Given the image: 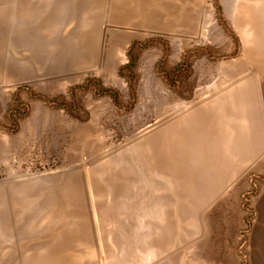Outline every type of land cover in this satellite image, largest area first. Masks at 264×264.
<instances>
[{"label": "rangeland", "instance_id": "374dc122", "mask_svg": "<svg viewBox=\"0 0 264 264\" xmlns=\"http://www.w3.org/2000/svg\"><path fill=\"white\" fill-rule=\"evenodd\" d=\"M236 2L251 10L257 4L80 0L70 33L50 34L55 39L45 50L25 39L10 43L8 69L0 67V264H45L60 241L54 264H264V146L237 178L240 191L230 193L227 208L199 212L212 196L210 174L203 191L199 177L189 178L193 215L179 217L191 223L160 224L169 220L165 208L144 209L145 179L154 175L142 161L144 141L218 91L258 78L250 83L264 135V33L248 24L240 33L230 7ZM134 43L141 49L133 85L120 69ZM97 83L119 99L99 94ZM111 169H129L131 196L106 191L98 205L95 181L109 190L104 177ZM76 175L84 192L67 200ZM213 185L215 191L220 184ZM150 192L159 195V186ZM85 219L93 245L76 230Z\"/></svg>", "mask_w": 264, "mask_h": 264}, {"label": "crops", "instance_id": "0c3cea01", "mask_svg": "<svg viewBox=\"0 0 264 264\" xmlns=\"http://www.w3.org/2000/svg\"><path fill=\"white\" fill-rule=\"evenodd\" d=\"M79 1L80 0H0V50H3L2 53L0 52V67H2V73L6 72L8 69L7 50L10 48V43L22 42L25 39V41L27 40L30 42L31 46L38 43L39 48L45 50L49 46L48 42H52L55 39L54 36L51 37L50 34L56 32L59 34H69L71 31V12L72 10L76 11L79 9ZM254 1L257 4L252 10L249 7H243L239 2L230 4L231 9L233 10L234 8L236 11V14L232 15V18L240 33H242V26L244 24L255 26L257 33L259 31H263L262 33H264V0ZM133 15L137 14L133 13ZM11 16H13L14 19H10ZM142 16L149 17L150 13H143ZM58 17L61 18L59 19ZM61 22L62 25H60ZM24 33L30 35L24 36ZM257 33L256 36H258ZM61 39L64 41V36H62ZM258 42L259 41L256 40L254 45L256 49L260 48ZM42 56L45 57L46 52H43ZM252 78L251 80L258 79ZM251 80L243 78V82L239 84L237 88L218 91L216 95H213V99L206 100L204 103L193 107L191 110L179 116L183 118L195 109L202 107L194 112L210 109L215 119L218 121L222 120L224 125V129H222L221 132H217L219 139L216 137L218 141H221L220 137L222 138V154L220 157L219 155L214 157L211 164L212 185L209 183V186H211V190L215 193L212 192V196L202 205L199 212L214 207L215 204H217V208H227L229 202H231L230 193H238L240 191V185H236L235 182L238 177L246 174L247 162L263 151V122L261 120L262 117L258 113L259 106L255 97L256 95L254 94L253 84L250 83ZM252 102L253 106L251 109L254 113L248 115L247 106L252 104ZM179 117L173 122L178 120ZM168 127L161 132H166ZM155 174H157L158 178H156ZM165 175L166 174L163 175L154 171L153 177L149 174V177L145 179L144 192L146 195L144 200L147 201V205L144 204L145 214H147V211L150 214L152 208L153 211H157L162 207L167 210L163 215L169 220H160L158 223H191L190 219L189 221H184L174 212L178 205L175 192H179L180 190L179 176L177 177L174 174L170 175L169 173L167 174L168 176ZM215 176H217V179ZM154 179L159 183H164V185L162 187L159 186L160 196L154 195L153 193V197H151L150 186H154L152 183ZM215 180H217L220 185L214 191L213 182ZM209 188L210 187H208V189ZM147 194H149V196ZM156 197L159 198L158 202H156ZM173 198L176 200H173ZM157 216L160 217V213H158Z\"/></svg>", "mask_w": 264, "mask_h": 264}, {"label": "bare ground", "instance_id": "6f19581e", "mask_svg": "<svg viewBox=\"0 0 264 264\" xmlns=\"http://www.w3.org/2000/svg\"><path fill=\"white\" fill-rule=\"evenodd\" d=\"M223 126L222 120H216L213 112L210 109H206L194 113L192 119L189 121L183 118L176 120L172 129L169 131L160 132L144 141L142 152V161H144V167H147L151 172L155 171L156 173L163 175H167L168 173L170 175L174 174L180 178L178 179L180 190L179 192L174 191L175 196H177L176 198L178 199V205L176 207L178 216L185 214L187 215L188 213H190L191 216L193 215V202L188 197V188L190 185L189 178L192 176L195 178L199 177L198 183H200V189L202 191L207 186L209 175L211 174L210 170L212 159L217 157V155L220 156L222 154V138L220 137L221 141H218L216 140V137L219 139L217 132H221V130L224 129ZM182 138H184V140H182ZM102 168H98L97 171H101ZM126 171H123L121 174H115L111 169V172L106 174L107 176L104 177V180L106 181L107 185L110 184L109 190H105L95 179V189L98 198L96 202L98 205L99 203L101 204L106 191L111 195L112 198L117 196H131L130 185L133 183V177L128 172L129 169L127 172ZM204 176L206 177L204 178ZM152 183L154 184V187H162L164 185V183H159L155 181V179L152 180ZM83 185L84 180L81 176L76 175L70 178L67 183V200L69 199L74 201L75 199L80 198L84 192L81 190ZM144 191L145 190H143L145 196L146 193ZM173 200L176 199L173 198ZM158 201L159 198L156 197V202ZM146 202L147 201H144L145 205H147ZM90 222V219L82 220L80 222L79 228L76 229L82 237L81 241L85 245H93L91 238L93 228ZM59 243L57 246L51 248V252L45 258V264H48L49 262L53 264L57 262L59 263V257L61 256L62 251L59 250L61 249V245H59Z\"/></svg>", "mask_w": 264, "mask_h": 264}, {"label": "trees", "instance_id": "16d2710c", "mask_svg": "<svg viewBox=\"0 0 264 264\" xmlns=\"http://www.w3.org/2000/svg\"><path fill=\"white\" fill-rule=\"evenodd\" d=\"M141 49V45L139 43H134L130 46L128 52H127V56L129 58V61L128 63L122 67L120 69V74L122 76H125L126 74H131V78H133V74L136 70V66H137V63H138V57H137V50H140ZM131 81V80H129ZM133 81V82H132ZM132 84L134 85V78L132 80ZM97 85L98 87V93L101 94V95H106V96H109L110 98H112L114 101L118 100L119 99V94L117 93V91L115 90H112L110 88H107V87H103L101 86L100 84H95ZM133 88V86H131ZM17 100H15L16 102ZM16 106V105H15Z\"/></svg>", "mask_w": 264, "mask_h": 264}, {"label": "water", "instance_id": "95a60500", "mask_svg": "<svg viewBox=\"0 0 264 264\" xmlns=\"http://www.w3.org/2000/svg\"><path fill=\"white\" fill-rule=\"evenodd\" d=\"M109 29H112V28H109Z\"/></svg>", "mask_w": 264, "mask_h": 264}]
</instances>
